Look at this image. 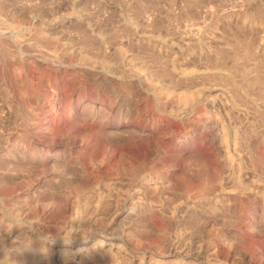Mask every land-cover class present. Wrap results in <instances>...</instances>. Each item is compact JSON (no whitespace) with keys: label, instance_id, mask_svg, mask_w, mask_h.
Segmentation results:
<instances>
[{"label":"rangeland","instance_id":"374dc122","mask_svg":"<svg viewBox=\"0 0 264 264\" xmlns=\"http://www.w3.org/2000/svg\"><path fill=\"white\" fill-rule=\"evenodd\" d=\"M0 264H264V0H0Z\"/></svg>","mask_w":264,"mask_h":264},{"label":"bare ground","instance_id":"6f19581e","mask_svg":"<svg viewBox=\"0 0 264 264\" xmlns=\"http://www.w3.org/2000/svg\"><path fill=\"white\" fill-rule=\"evenodd\" d=\"M186 99V98H185ZM184 100V99H183ZM187 101V100H186ZM187 104V103H186ZM22 246V245H21ZM25 246H28V245H25ZM90 246H92V245H90ZM94 246V245H93ZM92 246V247H93ZM20 251H19V253L21 254V252H22V249H21V247H20V249H19ZM24 250V253H26L25 251H27V252H29V255L28 256H30V254L32 253V249H31V247H26V248H24L23 249ZM43 256L46 254L44 251H43ZM32 256H34V255H32ZM34 258V257H33ZM30 260V259H29ZM156 261H159V260H156Z\"/></svg>","mask_w":264,"mask_h":264}]
</instances>
